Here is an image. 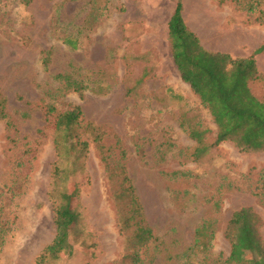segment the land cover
Wrapping results in <instances>:
<instances>
[{
  "label": "rangeland",
  "instance_id": "374dc122",
  "mask_svg": "<svg viewBox=\"0 0 264 264\" xmlns=\"http://www.w3.org/2000/svg\"><path fill=\"white\" fill-rule=\"evenodd\" d=\"M219 1L182 0L187 27L206 49L249 55L264 41V4L247 14L230 0ZM96 2L106 6L88 27L89 0H0V89L7 99V117L0 118V216L10 222L0 264H33L54 235L49 192L56 132L44 119L48 102L57 111L79 105L83 123L101 130L112 159L125 150L127 172L157 237L141 251V264H220L230 252L226 227L241 207L258 216V250L264 244V151L225 140L195 158L198 143L185 126L199 121L207 127V144L216 126L171 57L167 21L175 0ZM258 15L261 20H254ZM81 25L79 46L71 49L62 37ZM255 60L264 74V52ZM72 68L101 89L52 95L58 85L53 74ZM249 86L264 100L262 80ZM81 137L87 148L63 159V185L77 192L73 253L53 264H127L122 255L130 232L119 230L113 182L96 143L87 133ZM174 170L189 175L171 176ZM205 220L214 221L211 247L188 261L194 230Z\"/></svg>",
  "mask_w": 264,
  "mask_h": 264
},
{
  "label": "trees",
  "instance_id": "16d2710c",
  "mask_svg": "<svg viewBox=\"0 0 264 264\" xmlns=\"http://www.w3.org/2000/svg\"><path fill=\"white\" fill-rule=\"evenodd\" d=\"M89 1L91 5L83 22L91 27L103 15L106 4L101 5L100 2L97 4L96 0ZM230 1L235 8L247 14L260 10L264 4V0ZM182 9V0H175L173 11L167 21L171 57L181 79L198 96L201 105L207 108L216 126L214 139L209 144L204 143L210 131L207 127L199 121L185 126L189 136L198 143L194 150L195 158L201 157L209 147L225 140L233 141L241 150L264 151V100L256 97L249 86L252 80H262L264 85V74L257 69L255 60L256 54L264 52V41L247 56L234 57L225 51L206 49L199 36L187 27ZM260 18L261 15H258L254 20H261ZM82 30V25L78 26L75 32L64 35L62 42L71 49L78 48L79 34ZM42 63L45 67L48 66L47 55L42 58ZM145 76L146 74L141 76L138 82H142ZM53 78L58 85L52 90V95L64 91L81 93L85 89L95 91L101 89L99 84L90 86L73 68L56 72ZM6 104L7 99L0 89V118L7 117ZM43 112L46 124L56 132L53 143L57 159L51 170L49 192L55 231L52 239L37 253L33 264H53L61 257H68L73 253L71 230L79 217L76 209L77 192L63 185L67 180L63 159L70 154L76 157L79 151L87 148V140L81 137L84 133L91 137L101 151L105 171L113 182L112 194L116 203L119 230L130 232L125 236V251L122 258L128 260L127 264H141L143 262L141 251H146L157 237L147 223L142 202L127 172L124 162L125 150L120 148L119 158L112 159L101 142V130L89 122L83 123L79 105L57 111L55 104L48 102ZM58 130L64 135L67 134L64 141L59 140ZM170 175L184 176L189 175V172L174 170ZM59 186H64L65 189H59ZM258 221L257 214L250 207H241L232 213L225 231V236L230 242V252L220 264H264V244H261L258 250L255 246V227ZM9 229V220L0 216V247L5 242ZM214 234V221L205 220L197 225L193 242L187 249L190 251L188 261L209 250Z\"/></svg>",
  "mask_w": 264,
  "mask_h": 264
},
{
  "label": "crops",
  "instance_id": "0c3cea01",
  "mask_svg": "<svg viewBox=\"0 0 264 264\" xmlns=\"http://www.w3.org/2000/svg\"><path fill=\"white\" fill-rule=\"evenodd\" d=\"M229 53V52H228Z\"/></svg>",
  "mask_w": 264,
  "mask_h": 264
}]
</instances>
